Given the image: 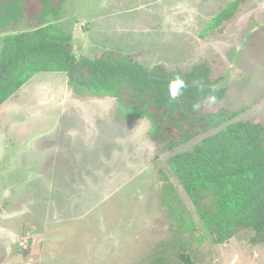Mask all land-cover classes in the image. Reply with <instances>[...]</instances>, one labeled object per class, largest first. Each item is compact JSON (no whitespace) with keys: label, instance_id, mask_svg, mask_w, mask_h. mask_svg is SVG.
Segmentation results:
<instances>
[{"label":"rangeland","instance_id":"rangeland-1","mask_svg":"<svg viewBox=\"0 0 264 264\" xmlns=\"http://www.w3.org/2000/svg\"><path fill=\"white\" fill-rule=\"evenodd\" d=\"M232 1L66 0L49 24L71 36L76 58L119 47L145 67L207 61L227 89L217 104L264 124V0H243L211 27ZM29 27L22 21L0 41ZM124 115L114 99L76 92L55 73L37 74L0 107V176L10 163L21 193L0 194V264H183L165 245L174 230L161 205L165 182L198 226L182 236L188 264H264L252 231L222 245L205 237L168 165L202 137L164 151L146 119Z\"/></svg>","mask_w":264,"mask_h":264},{"label":"trees","instance_id":"trees-1","mask_svg":"<svg viewBox=\"0 0 264 264\" xmlns=\"http://www.w3.org/2000/svg\"><path fill=\"white\" fill-rule=\"evenodd\" d=\"M65 1L0 0V34L22 21L30 26L0 41V106L35 75L55 73L64 75L76 92L114 99L127 120L146 119L164 151L202 137L190 150L172 156L168 165L195 207L205 237L222 245L249 230L251 243L263 244L264 126L254 120L237 121L240 112L217 104L227 89L222 77L212 76L207 61L190 69L145 67L119 47L93 58H76L71 36L49 24V19L60 21ZM242 2L228 3L213 17L211 27L231 20ZM176 76L186 87L171 101L168 84ZM210 94L216 96L215 104L207 102ZM196 103L201 104L199 111L193 110ZM160 198L174 227L165 245L188 264L182 236L198 226L180 206L170 183L163 184ZM161 262L158 257L153 263Z\"/></svg>","mask_w":264,"mask_h":264},{"label":"clouds","instance_id":"clouds-1","mask_svg":"<svg viewBox=\"0 0 264 264\" xmlns=\"http://www.w3.org/2000/svg\"><path fill=\"white\" fill-rule=\"evenodd\" d=\"M185 87H186V83L181 77L176 76L175 78H173L168 84V94H169L170 100L171 101L177 100L182 95ZM207 102L209 104H215L216 96L214 94L208 95ZM200 108H201L200 103H196L193 105L194 111H199Z\"/></svg>","mask_w":264,"mask_h":264},{"label":"crops","instance_id":"crops-1","mask_svg":"<svg viewBox=\"0 0 264 264\" xmlns=\"http://www.w3.org/2000/svg\"><path fill=\"white\" fill-rule=\"evenodd\" d=\"M233 1H235V0H233ZM232 1V2H233ZM231 3V2H230ZM228 22V21H227ZM226 23V22H225ZM36 76V75H35ZM34 78V77H33ZM33 78L30 80V81H32L33 80ZM30 81H28L26 84H28ZM25 84V85H26ZM24 85V86H25ZM23 86V87H24ZM22 87V88H23ZM21 88V89H22ZM20 89V90H21ZM19 90V91H20ZM18 93V92H17ZM16 93V94H17ZM15 94V95H16ZM13 97H11V99H12ZM9 100V99H8ZM7 100V101H8ZM257 102V101H256ZM5 103V102H4ZM4 103L2 104V105H4ZM1 105V106H2ZM0 106V107H1ZM256 106V105H255ZM263 126H264V124L263 123H261ZM50 136H48V138H49ZM9 166H10V170L8 171V169H5V171L4 172H2L1 173V175L2 176H0L1 178H3L4 180H6L5 181V184H3V187H0V194H1V199L2 198H14V197H17V198H19V196H20V190H16V187H18L17 185H14V183L13 182H11L9 179H10V177L12 176V174L13 173H15L13 170H12V166H11V164L9 163L8 164V168H9ZM9 183V184H8ZM3 212V211H2ZM0 216H1V214H0Z\"/></svg>","mask_w":264,"mask_h":264}]
</instances>
